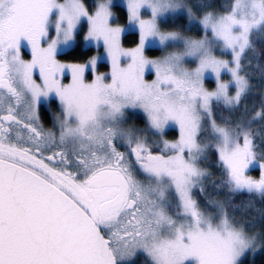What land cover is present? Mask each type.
I'll return each instance as SVG.
<instances>
[{"label": "snow or ice", "instance_id": "snow-or-ice-1", "mask_svg": "<svg viewBox=\"0 0 264 264\" xmlns=\"http://www.w3.org/2000/svg\"><path fill=\"white\" fill-rule=\"evenodd\" d=\"M110 7L111 0H101L89 14L82 0H0V264H134L138 254L146 264H239L246 251L257 250V237L222 204L210 202L219 210L205 215L193 193L206 194L213 174L200 162L215 154L222 179L212 180L214 187L264 198V153L258 152L264 136L258 145L251 120L222 118L221 125L213 111L214 103L235 111L250 91L240 72L252 33H264V0H235L224 14H206L199 21L202 39L160 31L158 20L184 7L178 0H127L128 23L139 35L128 50L120 45L124 28L110 26ZM143 10H150L149 19ZM187 15L195 19L190 9ZM82 18L89 25L84 40L103 42L110 83L104 74L84 83L100 55L84 64L55 59ZM50 28L56 36L44 47ZM25 41L30 61L21 57ZM156 44L183 50L146 59L145 49ZM216 47L232 59H218ZM122 60L130 61L127 67ZM37 70L42 83L34 79ZM66 70L67 86L58 79ZM152 71L156 78L146 83ZM225 72L228 82L221 80ZM209 73L216 79L212 91L204 87ZM42 101L58 102L59 136L42 124ZM128 109L146 114L145 129L121 127ZM257 117L264 120V107ZM170 124L179 128L174 141L163 139ZM205 131L210 140H202ZM254 166L259 179L247 175Z\"/></svg>", "mask_w": 264, "mask_h": 264}, {"label": "rangeland", "instance_id": "rangeland-1", "mask_svg": "<svg viewBox=\"0 0 264 264\" xmlns=\"http://www.w3.org/2000/svg\"><path fill=\"white\" fill-rule=\"evenodd\" d=\"M63 2H64V0H57V3H63ZM99 2H101V0H95V6H94L93 10L92 11L88 10L89 14H93L95 12L96 5ZM105 2H106V0H105ZM178 3L182 4L184 7L180 8V9H177L176 12H174V13L165 14L163 17H161L158 20V24H159L161 32H165V33L175 32V33H178L184 39H187V38L202 39V38H204L206 33L204 32L202 26L199 24V21L202 20L203 17L206 14H208V13H215V14H224L225 13V11L221 12L219 10H214L212 8V9H210L208 11H203L200 14H196L192 10V6H191L190 0H178ZM233 3H235V0H233L230 3V9H231V6L233 5ZM114 5H119V6L123 7L125 9V11H126L127 19H126V22L124 24H122V25L114 23L115 15H114V12H113V9H112V7ZM189 9L191 10L193 16L195 17V19L193 21H190L188 15H187V12H188ZM110 11L113 14L112 18L110 19V26H112V27L119 26L121 28H124V31L122 32L121 37H120V45H121V47L123 49H125V50L135 48L138 45V43H139V35H138V31L134 27L129 25V23H128L127 0H111ZM179 15L185 16L186 21H187V28H190L193 25H197V27L201 30V35L199 37H196V36L193 35V33H190V32H188L187 30H184V29L183 30L182 29H170L168 27H162V24L165 23V21L170 20V19L173 21V18H175V17H177ZM142 18L143 19H149L150 18V10H143ZM52 19L55 20V16H53ZM88 27H89V25H88L87 19L86 18H82L80 24L78 25V27H77V29L75 31L74 40L71 41L67 46H61L59 51H58V53L55 56V59H56V61L58 63H61V64H84L87 61H90L92 57L100 55L101 56V60L97 63L95 71L93 72L92 70L89 69V70H87L85 72L84 83L85 84H91L93 82V80L95 79V77L97 75H101V74H104L107 77V79L105 80V83H110L111 82L110 73H111V70H112L111 62H110V60H108L104 56L105 48L103 46L102 40L99 43H97L96 41L86 42L84 40V37L87 35V32H88ZM129 32H134V33L137 34V42L134 45H132V46H124L122 44V38H123V36L125 34H127ZM255 32L262 33L260 31H255ZM207 35L210 37L211 33L209 32V33H207ZM55 36H56V33H55L54 28H50L49 29V37H48L47 41L44 43L43 46L47 47V43L50 42V40L52 38H55ZM78 43H80V45H81V47L83 49H87V48H93L94 49V52L91 55V57H89L88 59H86L85 61H82V62L67 61V60H64V59L60 58L61 54H64L65 52L71 50ZM182 50H183L182 44H171L167 48H161L158 44H156V45H151V46L147 47L145 49V51H144V56H145L146 59L155 60V59L162 58L163 56L167 55L169 52L182 51ZM151 51H154V52L152 54H150ZM20 52H21V57H22L23 60L29 61L30 59H32L31 49L27 45L26 41L22 42V47H21ZM213 54L218 59H222V60H231L232 59L230 52L227 51V50H222L220 47H216L214 49ZM129 62L130 61H128V60H122L120 66L121 67H127ZM101 65H105V67L101 68L100 67ZM242 65H243V61H242ZM196 66L197 65L195 63H185L184 64V67L189 68V69H194ZM240 75L244 76L242 71L240 72ZM155 78L156 77H155V72L154 71L146 72L145 75H144V80H145L146 83H151ZM58 79H59L60 83L63 84V85H65V86L70 85L72 83L71 72L66 70L64 73L58 74ZM221 80L223 82L230 81L231 80L230 74H228L227 72L223 73L222 76H221ZM204 87L207 90H209V91H212V90H214L216 88V79H215L214 74L209 73L207 75V77L204 80ZM235 91H236L235 87H231L229 89V94L230 95H234ZM215 104L216 103L213 104V111L215 113V119H216L218 124L223 125L224 119H222V120L219 119L220 117H222V115H220V114L218 115V113L216 112V109H215L216 105ZM226 111H227L228 115L226 116L225 119L231 120L233 124H235L237 121H239L241 119L238 116H236V113H237L236 110L235 111H229V110L226 109ZM126 117H127L126 120L121 125V127H123V128L145 129L146 126H147L146 114L141 109H128V110H126ZM242 118L244 119L245 122L251 120L252 121L251 127L255 123V122L253 123V119L252 118L251 119H247L245 117H242ZM140 119L143 121V125H141V126H139ZM170 130H174L176 132V135H175L174 139H168L167 136H165V135L163 136V139H166V140H169V141H174V140L178 139V137H179V128H178V126H176L174 124H170L169 127L167 128L165 134L168 131H170ZM139 134L148 136L150 140H157L158 139V137L154 136L151 132H142V133H139ZM210 139H211V136L208 134L207 131L202 132V140H210ZM216 160H217V157H216ZM200 166L203 167V168H206L208 171H210L213 174L210 178H215V179H217L219 181L222 179L221 176L219 175L220 174L219 173V171H220L219 169L220 168L218 167L217 164H212L209 161V158L206 161H201L200 162ZM215 170H217V171H215ZM247 175H249V174L247 173ZM249 176H251V175H249ZM209 179L205 181L206 194H201L199 189L195 190L194 193H193V196H194L195 199H197L198 203H199V200L201 199V197L205 199L207 204H205L203 206V205H201L199 203L200 210L202 212H204L205 215L214 214V213H216L219 210L217 207H214L213 204L210 203V202H216V204H222L223 205V209L225 211L224 197L223 196L222 197L219 196V197L213 198V197H211V194L208 192L209 190H208L207 185L209 184V181H210ZM225 189H227V188H225ZM227 191H228V189H227ZM195 193H196V195H195ZM197 195L201 196L199 200L196 197ZM235 223H236V225L238 227H242L247 235L256 236L257 237L256 243H255V246H256L257 250L255 252L250 251V250L246 251V253L239 259V261L243 257H245L246 255L253 256V255H256L257 253H259L261 251V249H262V247H261L262 246V239H261L262 237H261V235L258 232H256V231H253V232L252 231H247L243 225H241L238 222H235ZM138 258H141L142 261L144 262V264H146V258H145V256L143 254H138L135 257V259H138ZM135 259H134V261H135Z\"/></svg>", "mask_w": 264, "mask_h": 264}, {"label": "trees", "instance_id": "trees-1", "mask_svg": "<svg viewBox=\"0 0 264 264\" xmlns=\"http://www.w3.org/2000/svg\"><path fill=\"white\" fill-rule=\"evenodd\" d=\"M233 0H190L192 10L196 14H200L203 11L210 9L219 10L221 12L230 9V3ZM82 3L87 10L92 11L95 6V0H82ZM115 18L114 23L122 25L126 22L127 15L123 7L114 5L112 7ZM162 27H168L170 29H184L194 36L199 37L201 30L197 25H193L187 28V21L185 16L179 15L173 18V21L167 20L162 24ZM252 49H249L243 59V74L247 75L249 83L251 85L250 91L241 101V105L236 109V116L239 118L245 117L247 119H253L255 114L264 107V33L254 32L251 35ZM137 42V34L129 32L122 38V44L124 46H132ZM254 49V51H253ZM93 48L83 49L78 43L74 48L60 55V58L67 61L82 62L91 57L93 54ZM154 51H151L152 54ZM104 68L105 65H101ZM215 109L218 115H222L219 119L226 118L228 115L226 109L222 105L215 104ZM246 109V110H245ZM139 120V119H138ZM255 122V123H254ZM139 126L143 125V121L140 119ZM252 129L257 132V144L261 145V136H264V120L256 118L253 120ZM176 132L174 130L168 131L165 136L168 139H174ZM259 153H264V146L258 148ZM209 161L212 164H217L216 155H209ZM219 175L221 176V169H219ZM217 171V170H215ZM255 179L260 177V169L258 166L251 167L248 172ZM222 178V176H221ZM208 192L211 197H224V207L229 218L235 222L240 223L245 227L247 231H256L261 235L262 249L256 255H246L243 257L239 264H264V198L256 194H249L247 192L229 193L227 189H218L211 183L212 180L219 182L215 178L209 179ZM196 195V193H195ZM198 200L200 195L196 196ZM201 205L207 204L205 199L201 197L199 200ZM209 206V205H208ZM254 226V227H253ZM134 264H144L141 258L135 259Z\"/></svg>", "mask_w": 264, "mask_h": 264}, {"label": "flooded vegetation", "instance_id": "flooded-vegetation-1", "mask_svg": "<svg viewBox=\"0 0 264 264\" xmlns=\"http://www.w3.org/2000/svg\"><path fill=\"white\" fill-rule=\"evenodd\" d=\"M34 79H36L37 83H42L39 78L38 70L34 73ZM59 110L58 102H51L47 104L43 101L41 102L40 113L42 117V124L45 130H52L57 136H59V129L53 128V117L59 113Z\"/></svg>", "mask_w": 264, "mask_h": 264}, {"label": "bare ground", "instance_id": "bare-ground-1", "mask_svg": "<svg viewBox=\"0 0 264 264\" xmlns=\"http://www.w3.org/2000/svg\"><path fill=\"white\" fill-rule=\"evenodd\" d=\"M254 227V226H253Z\"/></svg>", "mask_w": 264, "mask_h": 264}]
</instances>
